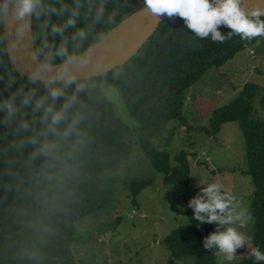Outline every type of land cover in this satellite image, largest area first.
<instances>
[{
    "label": "trees",
    "instance_id": "16d2710c",
    "mask_svg": "<svg viewBox=\"0 0 264 264\" xmlns=\"http://www.w3.org/2000/svg\"><path fill=\"white\" fill-rule=\"evenodd\" d=\"M107 9L118 11V27L143 10V0H128L127 4L108 0ZM220 30L225 34L228 31L224 27ZM260 38L243 41L233 36L223 43L199 39L176 17L163 22L130 61L97 77L115 89L138 126L131 129L123 123L101 88L93 85L92 99L83 97L89 105L83 125L87 138L77 156L75 176L52 187L47 201L27 191V178L18 191V181L0 176V264H75L71 251L74 225L112 203L116 181L111 174L122 159L131 155L130 140L136 141L154 169L163 174L164 184L174 187L184 198L187 223L163 240L171 256L177 260L191 257L194 264H215L217 256L205 250L202 241L216 225L198 224L187 207L195 196L188 154L180 152L176 165L171 166L169 154L157 149L152 141L165 135L162 143L169 146L176 128L167 129V125L184 121L187 90L209 67L222 66ZM261 92L260 109L264 111V90L248 83L230 104L214 110L208 125L199 130L214 137L225 123H238L245 139L246 173L253 186L247 211L254 219L251 247L264 252V120H251L253 100ZM148 184L140 180L126 182L133 200ZM238 264L257 262L250 256Z\"/></svg>",
    "mask_w": 264,
    "mask_h": 264
},
{
    "label": "clouds",
    "instance_id": "9594fccd",
    "mask_svg": "<svg viewBox=\"0 0 264 264\" xmlns=\"http://www.w3.org/2000/svg\"><path fill=\"white\" fill-rule=\"evenodd\" d=\"M107 4L0 0V176L18 181V191L27 178V191L37 199L47 201L52 187L77 173L89 115L83 97L92 99V78L105 71L98 53L115 47L111 40L118 11H108ZM143 11L156 18L179 17L197 38L216 43L233 36L243 41L264 37V2L143 0ZM198 187L187 207L198 224L216 225L203 238V248L230 264L248 246L240 228L251 216L222 184ZM250 254L257 264L264 262L259 247Z\"/></svg>",
    "mask_w": 264,
    "mask_h": 264
},
{
    "label": "rangeland",
    "instance_id": "374dc122",
    "mask_svg": "<svg viewBox=\"0 0 264 264\" xmlns=\"http://www.w3.org/2000/svg\"><path fill=\"white\" fill-rule=\"evenodd\" d=\"M92 81L101 88L121 121L135 129L138 123L115 89L102 77ZM248 83L264 90V37L222 66L209 67L186 92L184 121L167 125V129L176 128L171 144L163 145L165 135L152 141L157 149L169 154L171 166L176 165L180 152L188 154L190 185L195 195L200 190L199 184L218 182L224 191L236 197L240 209L246 211L251 204L253 186L246 173L245 139L238 123H225L214 137L205 135L199 127L207 126L211 113L230 104ZM261 95L262 92L253 100L251 120H264ZM130 142L131 155L122 159L111 174L116 181L112 203L74 225L71 251L75 264H194L191 257L174 259L163 242L172 231L187 223L184 198L174 187L164 184L163 174L154 169L136 141ZM134 180L149 181L135 200L126 186L127 181ZM240 230L246 234L248 246L239 249L230 264L251 256L254 219ZM215 264L229 262L217 257Z\"/></svg>",
    "mask_w": 264,
    "mask_h": 264
},
{
    "label": "water",
    "instance_id": "95a60500",
    "mask_svg": "<svg viewBox=\"0 0 264 264\" xmlns=\"http://www.w3.org/2000/svg\"><path fill=\"white\" fill-rule=\"evenodd\" d=\"M248 2L250 4L261 3L264 2V0H248ZM137 16L138 19L133 25V28L114 45L115 47L110 48L108 51L98 56V58H102L105 71L95 75L92 79L100 77L130 61L147 40L157 31L158 27L163 22L170 20L167 16L156 18L141 10L125 22H122L118 27ZM118 27H116V29Z\"/></svg>",
    "mask_w": 264,
    "mask_h": 264
},
{
    "label": "bare ground",
    "instance_id": "6f19581e",
    "mask_svg": "<svg viewBox=\"0 0 264 264\" xmlns=\"http://www.w3.org/2000/svg\"><path fill=\"white\" fill-rule=\"evenodd\" d=\"M138 19L137 17H134L132 20L123 23L120 27H118L115 31V34L112 36V40H111V44L115 45L117 44V42H119V40H121V38L123 36H125L127 34V32H129L132 28L133 25L135 24L136 20ZM110 48L101 51L98 53V56H100L101 54L105 53L106 51H108Z\"/></svg>",
    "mask_w": 264,
    "mask_h": 264
}]
</instances>
